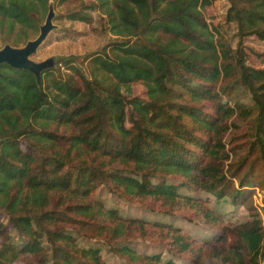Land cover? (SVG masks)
Instances as JSON below:
<instances>
[{
	"label": "trees",
	"instance_id": "1",
	"mask_svg": "<svg viewBox=\"0 0 264 264\" xmlns=\"http://www.w3.org/2000/svg\"><path fill=\"white\" fill-rule=\"evenodd\" d=\"M49 2L0 0V40L35 38ZM230 2L220 15L216 0H54L111 38L40 84L0 66L14 72L0 75V264H201L195 233L222 264H264V0ZM199 192L211 227L183 214L187 234L165 217ZM138 202L143 217L121 207Z\"/></svg>",
	"mask_w": 264,
	"mask_h": 264
},
{
	"label": "rangeland",
	"instance_id": "2",
	"mask_svg": "<svg viewBox=\"0 0 264 264\" xmlns=\"http://www.w3.org/2000/svg\"><path fill=\"white\" fill-rule=\"evenodd\" d=\"M54 1V0H53ZM218 5L219 1H217L214 5L215 12L218 14L220 13L218 11ZM55 18L54 23L57 25L56 29H54L50 35L48 36L47 40L42 44V46L39 48L38 52L32 56V58L36 61H42L50 56H57L58 61L56 64V68L58 69V73L65 72V64L62 61V58H72L75 57L77 63H79L80 66L83 68H86L87 62L82 63L84 60H86V57L96 51H100L104 48L105 45H107L110 42L111 35L106 34L100 27L97 22L98 16L96 15V21L94 23H85V22H79V21H71L67 19L66 14L67 10L65 7L61 6L58 8H55ZM62 15L57 18V16ZM47 16V15H46ZM46 19V18H45ZM45 19L43 23L45 22ZM42 23V24H43ZM224 29L223 33L225 37L227 38L228 42L231 43L234 47L237 45V26L233 23H223ZM5 43L3 40H0V47H3ZM22 46V45H21ZM1 74L4 76H13L14 72L8 67L0 68ZM135 93L141 94L142 88L140 85H136L134 88ZM241 94H244V91L240 92ZM192 189L188 187V192H191ZM195 193H198L195 191ZM104 198H107L106 200L111 203L112 199L107 197V195H103ZM194 198L196 201H198L197 207L188 206L182 213H178L179 211H176L177 216L176 218L173 217H165L166 220H170L171 223H174L176 227H181L182 230L185 233H190V223L186 219V216H191L195 219L197 223H199L201 226L205 228L211 227V225L208 223L205 212L210 211L213 209V203L208 199L209 197L203 193L194 195ZM263 198L264 194H260L257 192L254 197V203L257 205L263 204ZM144 206L142 203H123L121 205L122 209L125 207L127 210V214L131 217H137V216H144V209L141 207ZM151 206L154 208L153 211H159L162 209V205L160 202L157 201H151ZM247 210L245 207H238L234 208L229 211L226 215L221 217L220 220L215 221V225L219 227V229L222 228L224 225L233 224L237 221H240L244 214H246ZM203 213V215H202ZM152 220L155 219V216H152ZM198 233H195L194 241L196 242L195 246L198 244H206L207 247H204V255L202 257L201 264H222V261L220 259V254L218 255L217 249H215V245H211L212 242H206V239H202V237L198 236ZM151 240V239H150ZM140 241V240H139ZM142 242V241H141ZM152 245V249L148 248L149 251L156 250L155 248H158L160 244L157 243H151L152 241H148ZM162 250V249H158ZM187 258H190L189 256Z\"/></svg>",
	"mask_w": 264,
	"mask_h": 264
},
{
	"label": "water",
	"instance_id": "3",
	"mask_svg": "<svg viewBox=\"0 0 264 264\" xmlns=\"http://www.w3.org/2000/svg\"><path fill=\"white\" fill-rule=\"evenodd\" d=\"M55 15L54 1L50 0L49 10L45 22L40 26L39 34L35 38L28 40L22 46L6 44L0 47V66L6 64L15 69L29 70L36 76L40 84L42 82L43 72L49 69H55L58 58L53 55L45 60L36 61L32 56L38 52L50 33L56 29L57 25L54 23Z\"/></svg>",
	"mask_w": 264,
	"mask_h": 264
},
{
	"label": "built area",
	"instance_id": "4",
	"mask_svg": "<svg viewBox=\"0 0 264 264\" xmlns=\"http://www.w3.org/2000/svg\"><path fill=\"white\" fill-rule=\"evenodd\" d=\"M219 1L218 5V11L220 12L219 14H224L227 12L228 8L231 6L230 0H216V2Z\"/></svg>",
	"mask_w": 264,
	"mask_h": 264
}]
</instances>
